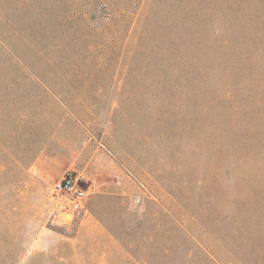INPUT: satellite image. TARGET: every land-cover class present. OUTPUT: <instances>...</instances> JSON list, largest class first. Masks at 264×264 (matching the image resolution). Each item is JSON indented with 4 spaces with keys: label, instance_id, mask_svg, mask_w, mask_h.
Here are the masks:
<instances>
[{
    "label": "rangeland",
    "instance_id": "obj_1",
    "mask_svg": "<svg viewBox=\"0 0 264 264\" xmlns=\"http://www.w3.org/2000/svg\"><path fill=\"white\" fill-rule=\"evenodd\" d=\"M0 264H264V0H0Z\"/></svg>",
    "mask_w": 264,
    "mask_h": 264
},
{
    "label": "built area",
    "instance_id": "obj_2",
    "mask_svg": "<svg viewBox=\"0 0 264 264\" xmlns=\"http://www.w3.org/2000/svg\"><path fill=\"white\" fill-rule=\"evenodd\" d=\"M54 190L58 194H65L76 200L84 199L87 194V191L81 188L77 177L72 172H66L63 178L55 184Z\"/></svg>",
    "mask_w": 264,
    "mask_h": 264
}]
</instances>
